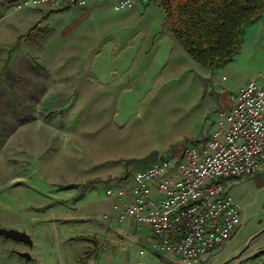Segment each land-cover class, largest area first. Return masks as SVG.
I'll use <instances>...</instances> for the list:
<instances>
[{
  "label": "rangeland",
  "instance_id": "374dc122",
  "mask_svg": "<svg viewBox=\"0 0 264 264\" xmlns=\"http://www.w3.org/2000/svg\"><path fill=\"white\" fill-rule=\"evenodd\" d=\"M166 2L116 12L111 0L61 11L17 10L14 0H0V228L18 230L10 225L47 209L52 197L72 186L90 185L102 197L107 182L96 183V176L121 177L122 159L150 146L174 167L181 144L203 136L198 126L211 128L222 102L232 104L244 80L264 72L262 56L246 68L240 57L206 72L192 65L178 74L170 55L159 73L177 80L157 85L155 73L144 71L157 67L163 52L154 41L164 32ZM44 50L63 63L55 73L44 57L36 58ZM117 72L118 82L128 79L123 90L110 87ZM251 187L255 202L246 208L251 217L245 228L253 233L264 229V191ZM262 230L255 241L264 240ZM14 246L0 236V264H39L18 256Z\"/></svg>",
  "mask_w": 264,
  "mask_h": 264
},
{
  "label": "built area",
  "instance_id": "2783aa9c",
  "mask_svg": "<svg viewBox=\"0 0 264 264\" xmlns=\"http://www.w3.org/2000/svg\"><path fill=\"white\" fill-rule=\"evenodd\" d=\"M14 8L48 7L61 11L83 8L89 0H14ZM103 2L105 0H93ZM150 0H111L120 12ZM219 111L216 129L204 139L188 142L180 160L138 167L133 185L108 186L113 209L131 195L117 215L148 225L155 234L153 249L174 257L177 264H200V258L222 246L241 225L242 207L227 191V182L244 180L264 170V72L249 80ZM253 264H264V250Z\"/></svg>",
  "mask_w": 264,
  "mask_h": 264
},
{
  "label": "crops",
  "instance_id": "0c3cea01",
  "mask_svg": "<svg viewBox=\"0 0 264 264\" xmlns=\"http://www.w3.org/2000/svg\"><path fill=\"white\" fill-rule=\"evenodd\" d=\"M163 14L164 32L161 38H156L154 41V44L158 43L157 45L163 52L159 55L160 60L157 67L151 66L152 69H148L144 73H155L154 82L159 86L172 79L177 80L175 78L178 75H173L174 78L169 76L163 78L159 73L161 66L167 61L170 62V55H174L177 58L173 66L178 74L183 73L192 65L197 70L202 69L206 72L208 68L200 66L185 51L176 34L166 25L165 11H163ZM38 15L36 14L34 19L38 18ZM169 49L173 50V52H168ZM42 52H37L36 58L44 57L41 61L47 65L50 73L58 71L59 64H63L61 59L59 60L58 55H50L46 50ZM262 56H264V12L259 19L245 27L243 41L233 61L242 57L241 64L246 68L251 60ZM233 61L230 63H233ZM114 78L116 81H109L110 87H120L123 90L128 79L124 80L121 77L123 80L121 79L118 82V72L114 75ZM251 79L252 75L248 76L244 80L242 87ZM235 95L232 94L231 99ZM222 104L221 111L229 110L232 105L228 102H222ZM217 118L218 113L216 120ZM216 120L211 124V128L204 129V127L198 126V134L202 135L203 132V136L200 139L209 136L216 129ZM199 135L195 134L192 137ZM186 140L191 142L188 139ZM181 146H183V143ZM180 148L175 153L179 154L181 152ZM154 149L160 152L159 149L150 146L140 153L138 157H142ZM130 169L125 174L123 168L121 170L123 175L119 177L113 174L112 179H107L106 173L105 177L98 174L96 183L107 182L105 183L104 192L108 186H122L129 190L133 185V174L138 168ZM117 171L115 170L114 173H117ZM239 181L227 182L226 187L227 191L240 202L242 207L241 225L232 234L228 245L204 264H253L255 256L264 250V240L257 242L255 241L256 236H254L262 228L253 231V233H251V228H245L247 220L251 217L249 216L248 218L246 208L255 202L251 199V193L255 191L251 185L259 184V190L264 191V174L252 179ZM94 188L89 185L82 189L73 186L63 189L60 194L52 197V201L46 203L47 209H36L30 217L21 218L17 224L10 225L26 232L33 241V247L30 248L26 244L9 240L15 245V252L17 249L18 251H28L32 255V260L30 261L37 263L39 261V264H89L90 259L94 258L95 255L97 256L94 264H164L156 258L157 252L153 249L155 234L148 225L137 224L130 219L122 222L117 220L119 212L131 203V195H127L119 203V209L114 210L113 200L106 198L105 195L101 197L99 192L95 194V192L91 191ZM74 238H78V241L74 240ZM80 238H87L90 241H79ZM162 255L170 258L173 264H177L174 257L167 254Z\"/></svg>",
  "mask_w": 264,
  "mask_h": 264
},
{
  "label": "trees",
  "instance_id": "16d2710c",
  "mask_svg": "<svg viewBox=\"0 0 264 264\" xmlns=\"http://www.w3.org/2000/svg\"><path fill=\"white\" fill-rule=\"evenodd\" d=\"M166 3V25L173 29L188 55L211 70L233 60L245 27L264 12V0H167Z\"/></svg>",
  "mask_w": 264,
  "mask_h": 264
},
{
  "label": "water",
  "instance_id": "95a60500",
  "mask_svg": "<svg viewBox=\"0 0 264 264\" xmlns=\"http://www.w3.org/2000/svg\"><path fill=\"white\" fill-rule=\"evenodd\" d=\"M188 141L185 140L183 144H187ZM160 158V152L156 149L151 150L149 153L142 157H130V158H123V168H124V173L127 174L129 167L134 166V167H143L152 163H155L159 160ZM0 236L3 237L6 240H10L13 242L17 243H23L28 245L30 248L33 247V241L30 238V236L24 232V231H19L15 229H7V228H0ZM231 238V237H230ZM230 240V239H229ZM229 240H227L222 246H219L215 250H213L209 254H205L200 258V263L204 264L208 261L213 256H216L218 253H220L223 249V247L227 246L229 243ZM16 254L28 261L32 260V255L28 251H16ZM97 255L94 256V258L90 259L89 264H94L95 258ZM156 258L158 260H161L164 264H173V261L162 255L157 253Z\"/></svg>",
  "mask_w": 264,
  "mask_h": 264
}]
</instances>
